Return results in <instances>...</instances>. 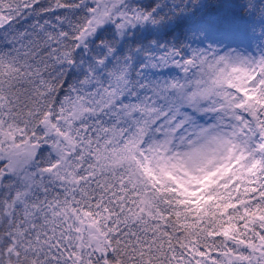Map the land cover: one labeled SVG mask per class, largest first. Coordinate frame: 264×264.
<instances>
[{"label":"snow or ice","instance_id":"6c2138e0","mask_svg":"<svg viewBox=\"0 0 264 264\" xmlns=\"http://www.w3.org/2000/svg\"><path fill=\"white\" fill-rule=\"evenodd\" d=\"M0 264H264V0H0Z\"/></svg>","mask_w":264,"mask_h":264}]
</instances>
